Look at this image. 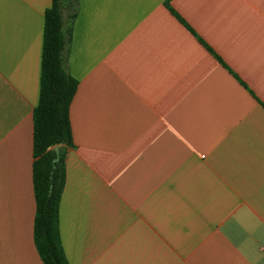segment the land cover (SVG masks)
<instances>
[{"label":"crops","instance_id":"crops-1","mask_svg":"<svg viewBox=\"0 0 264 264\" xmlns=\"http://www.w3.org/2000/svg\"><path fill=\"white\" fill-rule=\"evenodd\" d=\"M0 0V264L34 240L45 10ZM65 2L70 264H264V0Z\"/></svg>","mask_w":264,"mask_h":264},{"label":"trees","instance_id":"trees-1","mask_svg":"<svg viewBox=\"0 0 264 264\" xmlns=\"http://www.w3.org/2000/svg\"><path fill=\"white\" fill-rule=\"evenodd\" d=\"M64 5V0H53L45 10L39 100L33 109L34 240L45 264H70L61 240L59 211L66 177V149L74 145L70 106L78 80L66 67L69 38ZM68 6L72 19L75 6ZM55 146L60 147L56 162Z\"/></svg>","mask_w":264,"mask_h":264},{"label":"water","instance_id":"water-1","mask_svg":"<svg viewBox=\"0 0 264 264\" xmlns=\"http://www.w3.org/2000/svg\"><path fill=\"white\" fill-rule=\"evenodd\" d=\"M54 150H55V152H56V157L53 159V161L54 162H56V161H58L59 160V158H60V147L59 146H55L54 147ZM52 187V186H51Z\"/></svg>","mask_w":264,"mask_h":264},{"label":"rangeland","instance_id":"rangeland-1","mask_svg":"<svg viewBox=\"0 0 264 264\" xmlns=\"http://www.w3.org/2000/svg\"><path fill=\"white\" fill-rule=\"evenodd\" d=\"M65 2H67V5L69 4H74V0H64ZM70 2V3H69Z\"/></svg>","mask_w":264,"mask_h":264}]
</instances>
